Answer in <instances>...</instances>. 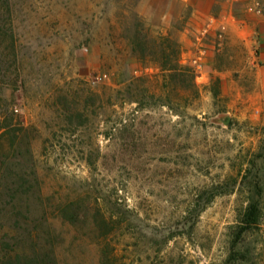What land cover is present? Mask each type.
Segmentation results:
<instances>
[{"label":"rangeland","instance_id":"374dc122","mask_svg":"<svg viewBox=\"0 0 264 264\" xmlns=\"http://www.w3.org/2000/svg\"><path fill=\"white\" fill-rule=\"evenodd\" d=\"M263 25L264 0H0V262L264 264Z\"/></svg>","mask_w":264,"mask_h":264},{"label":"trees","instance_id":"16d2710c","mask_svg":"<svg viewBox=\"0 0 264 264\" xmlns=\"http://www.w3.org/2000/svg\"><path fill=\"white\" fill-rule=\"evenodd\" d=\"M255 189V195L260 196L261 191L259 188ZM254 194V193H253ZM84 201L80 198L71 200L61 205L59 211L62 218L67 221L70 225H76L86 219V215L82 211L85 210ZM102 223H106V219L102 214L97 212ZM262 215V209L260 203L253 199V196L249 197L247 206L242 210L239 215L238 227L235 232V239L238 240L241 236L251 229H257L258 224ZM256 227V228H255ZM53 249L41 248L38 251L32 250L29 253H22L3 260L0 264H54L55 255Z\"/></svg>","mask_w":264,"mask_h":264},{"label":"crops","instance_id":"0c3cea01","mask_svg":"<svg viewBox=\"0 0 264 264\" xmlns=\"http://www.w3.org/2000/svg\"><path fill=\"white\" fill-rule=\"evenodd\" d=\"M253 32V42L257 48L258 60L254 76V97L255 103L260 108H264V25L259 29H254Z\"/></svg>","mask_w":264,"mask_h":264}]
</instances>
